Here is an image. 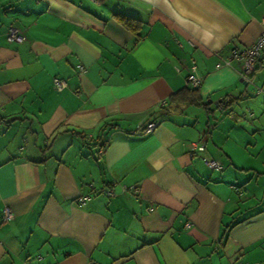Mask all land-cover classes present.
<instances>
[{
    "label": "crops",
    "instance_id": "crops-1",
    "mask_svg": "<svg viewBox=\"0 0 264 264\" xmlns=\"http://www.w3.org/2000/svg\"><path fill=\"white\" fill-rule=\"evenodd\" d=\"M262 19L264 0H0V264H264V50L250 80L229 57ZM192 65L206 105L169 103Z\"/></svg>",
    "mask_w": 264,
    "mask_h": 264
},
{
    "label": "built area",
    "instance_id": "built-area-1",
    "mask_svg": "<svg viewBox=\"0 0 264 264\" xmlns=\"http://www.w3.org/2000/svg\"><path fill=\"white\" fill-rule=\"evenodd\" d=\"M262 25H264V19L261 20ZM7 37L10 40L14 41H21L25 38L24 35L20 34L16 28L10 27L7 31ZM264 50V28H262L261 33L259 36L247 47L243 48L240 51L233 50L230 53L229 57L232 58H238L241 60V75L246 79L249 80V75L254 71L255 68V62L257 58L259 57L261 51ZM225 63H228V60L225 61ZM195 66H191L190 72L186 76V83L191 86H196L199 84V78L194 73ZM52 85L55 89L61 90L66 87L67 83L64 78L60 77H53L52 79ZM157 125V122L154 120L147 121L142 127V132H150L152 131ZM189 148L191 151L198 150L202 151L204 149V145L202 143H198L196 141H192L189 144ZM98 153H101V149L98 150ZM203 162L205 165H207L209 168L212 169H219L220 162L214 158H208V157H202ZM136 187L133 185L131 186H122L121 191H131L135 190ZM106 195L112 196L114 195V191L111 188H108L105 190ZM87 198V195H81L77 197L78 202H82ZM13 217V211L8 205H4L1 209V220L6 221ZM238 264H248L246 262H241Z\"/></svg>",
    "mask_w": 264,
    "mask_h": 264
},
{
    "label": "trees",
    "instance_id": "trees-1",
    "mask_svg": "<svg viewBox=\"0 0 264 264\" xmlns=\"http://www.w3.org/2000/svg\"><path fill=\"white\" fill-rule=\"evenodd\" d=\"M116 15H117L119 22H121L125 27L132 29L133 32H136L137 29L139 28V20L135 19L134 17L125 15L123 13H116ZM255 64H256V62H255ZM254 70H255V68H254ZM253 72L249 75V80H250ZM198 85L191 86L189 84H186L182 88H180L177 91H175L174 93H172L168 98V102L174 103V102L179 101V102H182L184 104L206 105V102H204L201 98ZM99 149H101V148H99ZM220 166H221V163H220ZM219 169H221V167ZM219 169H217V170H219Z\"/></svg>",
    "mask_w": 264,
    "mask_h": 264
}]
</instances>
